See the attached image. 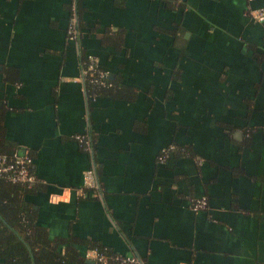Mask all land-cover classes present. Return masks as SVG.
I'll use <instances>...</instances> for the list:
<instances>
[{"label": "crops", "instance_id": "obj_1", "mask_svg": "<svg viewBox=\"0 0 264 264\" xmlns=\"http://www.w3.org/2000/svg\"><path fill=\"white\" fill-rule=\"evenodd\" d=\"M247 6L264 0H0V126L61 253L264 264V22ZM86 54L112 88L87 87Z\"/></svg>", "mask_w": 264, "mask_h": 264}, {"label": "trees", "instance_id": "obj_2", "mask_svg": "<svg viewBox=\"0 0 264 264\" xmlns=\"http://www.w3.org/2000/svg\"><path fill=\"white\" fill-rule=\"evenodd\" d=\"M86 55L80 58V62ZM109 80L112 83V80ZM86 84L88 88L92 87L87 81ZM14 151L13 145L7 141L0 126V153L10 156ZM34 191V186L26 188L0 178V258L3 259L2 264H90L84 255L81 256L73 248L67 247L61 253L57 245L58 242L61 243L60 240L48 239L45 227L35 223V210L21 198L22 195ZM87 248H96L107 256L112 255L109 250L98 245H90ZM95 264L103 263L95 262ZM105 264L114 263L108 261Z\"/></svg>", "mask_w": 264, "mask_h": 264}, {"label": "built area", "instance_id": "obj_3", "mask_svg": "<svg viewBox=\"0 0 264 264\" xmlns=\"http://www.w3.org/2000/svg\"><path fill=\"white\" fill-rule=\"evenodd\" d=\"M252 0H247L251 2ZM249 16L257 22H264V6L252 9L247 6ZM78 21L73 15L69 19L67 28V37L69 40L76 41L79 35ZM81 77L87 81L93 88L111 87L108 71L99 65L98 58L95 55L87 54L80 62ZM75 139L83 146L84 150L91 149V143L86 134H77ZM174 146L162 149L158 156L160 162H165L171 154ZM32 158L26 152L14 151L10 156L0 153V178H3L13 184L32 187L36 177L31 170ZM98 188V183L92 167L86 169L83 173V184L80 187V194L85 196L89 190ZM193 211L206 209L208 202L206 197H199L191 202ZM86 257L94 262L107 263L112 261L114 264H140L139 260L132 255H110L102 253L98 249H91L86 252Z\"/></svg>", "mask_w": 264, "mask_h": 264}, {"label": "water", "instance_id": "obj_4", "mask_svg": "<svg viewBox=\"0 0 264 264\" xmlns=\"http://www.w3.org/2000/svg\"><path fill=\"white\" fill-rule=\"evenodd\" d=\"M88 262H89L90 264H94V261H91V260H90V261H88Z\"/></svg>", "mask_w": 264, "mask_h": 264}]
</instances>
